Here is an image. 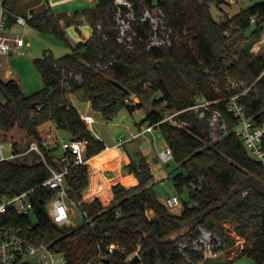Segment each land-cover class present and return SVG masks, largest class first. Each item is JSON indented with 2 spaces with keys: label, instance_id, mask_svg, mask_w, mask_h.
I'll use <instances>...</instances> for the list:
<instances>
[{
  "label": "trees",
  "instance_id": "16d2710c",
  "mask_svg": "<svg viewBox=\"0 0 264 264\" xmlns=\"http://www.w3.org/2000/svg\"><path fill=\"white\" fill-rule=\"evenodd\" d=\"M122 1L95 0L94 7L81 11L91 28L87 39L68 43L70 51L61 56L44 50L41 57L33 59L44 82L39 90L26 95L14 79L0 78V137L14 139L7 135L20 129L23 138L40 141L41 127L50 124L61 137L86 139L84 158L89 159L105 145L88 130L69 95H79L110 120L122 108L132 113L142 107L141 101L129 104L126 99L158 94L136 128L156 124L177 164L171 177L175 192L180 195L186 189L188 201L182 200L180 211L174 213L158 200L152 190L150 165L139 150L134 151L136 158L129 157L123 166L126 174L136 178V184H113L107 205L98 198L82 201L89 182L88 163L74 164L70 157L60 163L54 155L56 141L50 149H43V155L52 168H68L67 199L76 203L83 221L75 226L55 225L45 209L56 190L36 187L49 177L48 168L41 161L26 164L11 160L0 161V198L35 187L30 197L33 215H18L9 209L0 214V224L23 228L31 224L30 237L62 252L65 264H94L103 259L108 260L104 264H127L134 252L139 258L134 264H200L204 261L201 250L188 245L180 250L184 239L191 242L198 238L199 227L218 238L214 250L229 248L234 238L241 239L236 256L263 264L264 165L253 161L235 136L236 121L225 112V103L235 93L231 82L249 87L241 97L245 110L255 124L264 122V58L243 47L232 51L228 45L251 23L255 25L251 40L260 39L264 1L220 20L213 18L209 3L218 6L223 0ZM32 12L28 25L67 41L59 17L48 6L34 7ZM118 12L132 14L129 42L118 35ZM145 12L162 13L169 45H150L154 31ZM199 101L212 102L209 108L225 117L226 131L216 140L210 137L209 112L199 118L191 108ZM165 112H178L174 117L184 124L163 120ZM96 162L91 165L93 180L99 173ZM85 193L107 200V190L103 192L101 186L94 185ZM109 244L117 246L111 253L105 250Z\"/></svg>",
  "mask_w": 264,
  "mask_h": 264
},
{
  "label": "built area",
  "instance_id": "2783aa9c",
  "mask_svg": "<svg viewBox=\"0 0 264 264\" xmlns=\"http://www.w3.org/2000/svg\"><path fill=\"white\" fill-rule=\"evenodd\" d=\"M234 1L235 0H233V2ZM15 2L16 0H0V68L3 67L1 58L23 55L25 50L30 46L29 41L22 33L16 30V27L24 28L28 26V22L33 17L32 9L34 7L29 6L23 11L18 12L14 8ZM118 2L123 1L118 0ZM144 17L150 18L149 13L145 12ZM253 21L254 17L251 18L250 22ZM232 84L234 85L232 86ZM230 88L235 90V93L231 94L226 99L225 112L232 115L236 121L233 129L234 134L240 139L249 157L253 161L264 165V122L255 124L252 118L247 114L245 105L241 100V97L247 93L249 87H245L241 90L236 82H231ZM126 102L135 104L138 101H135L132 96L126 99ZM211 103L212 102L209 101H199L191 108L196 110V114L199 118L205 116V111L209 112L207 121L210 137L216 140L226 131V120L219 110L209 108ZM177 113L178 112L175 114ZM81 119L86 124L93 122V117L90 114L83 115ZM163 120H165V118ZM155 125L156 124H146L140 127L135 133H131L127 139H119L110 147L105 145L103 150L120 147L138 136L145 137L147 133L153 134L156 129ZM23 140V143H20L19 140L0 137V161L17 160L18 158L28 156L32 153L39 156L40 159L38 161L44 163L50 175L36 187H47L56 190V195L46 204V213L49 219L57 226L71 225L70 219L73 214L72 207L75 208L76 203H69L67 199L65 174L68 168L66 166H63L60 170L52 168L48 165L43 155V149H50L51 144L57 141L56 138H54L51 131L46 130L41 132L40 141L28 139L26 137H24ZM15 142L18 144L16 147L14 145ZM57 145L59 144L57 143ZM86 145V139H62L60 147L63 153L58 157V161L64 163L68 157H70L74 164L88 162L90 158H84ZM154 158L162 164H167L172 160V154L170 149L165 146V148L161 150H155ZM34 189L35 187L14 195L2 196L0 198V214L10 209L18 215L32 216L33 206L30 197ZM164 205L171 210L176 206H180L181 201L177 196L172 195L165 199ZM30 229L31 224H27L25 228L19 225L5 227L0 224V264H65L63 253L52 250L48 245L30 237L28 234ZM198 229V238L191 240L198 245V248L192 245H190V247L201 250L203 259L217 257L218 251L214 250V248L219 245L218 238L206 228L199 227ZM213 239L217 240L216 244L213 242ZM183 245L182 243L180 244V250H182ZM116 247L115 244H109L106 246L105 250L107 253H111ZM133 254L135 256L137 252Z\"/></svg>",
  "mask_w": 264,
  "mask_h": 264
},
{
  "label": "rangeland",
  "instance_id": "374dc122",
  "mask_svg": "<svg viewBox=\"0 0 264 264\" xmlns=\"http://www.w3.org/2000/svg\"><path fill=\"white\" fill-rule=\"evenodd\" d=\"M41 1V0H40ZM264 0H223L218 6L215 5V2H210V12L215 20H220L222 18L229 17L232 14H235L241 9H245L256 2H261ZM44 1L42 0L41 3L37 6L38 8L44 7ZM24 6H20V10L23 9ZM147 16V14H146ZM150 16V23L153 25L154 34L150 37V45L155 46H164L169 45L168 40V33L169 29L166 28L165 22L162 17V13L158 12L157 14H149ZM133 21L132 14L126 13L121 14L120 12L115 14V22L117 23L118 27L117 30L119 31L118 35L120 40H125L127 42L130 41L131 37L133 36V32L130 31V25ZM263 32L260 35V39L258 41L251 40L250 33L254 29L255 25L253 23L250 26L240 32V34L232 39L229 42V47L232 51H238L241 47H243L247 43H251V47L249 50L252 52L261 55L264 58V21L262 23ZM17 31L22 33L24 37L29 41L30 46L28 49L25 50L23 55H14L11 57H3L1 61L3 62V67L0 68V78L2 79H14L21 91L28 95L31 94L44 86L43 79L38 72L36 66L33 63L34 58H39L42 56L43 51L47 50L52 53L54 57L61 56L62 54L68 53L70 51V47L68 43L72 45L76 43L77 37L79 33L74 29H69L68 32L66 31L67 41L59 40L52 34L41 33L34 27L28 25L27 27H16ZM86 34V33H84ZM125 38V39H124ZM75 79L80 81L81 76L80 74H76ZM234 84H232L233 86ZM238 88V87H237ZM240 88V87H239ZM244 88H241L243 90ZM240 90V91H241ZM135 101H141L142 107L136 109L132 113L128 112L126 109H120L110 120H105L100 112L93 110L88 103V101L84 100L77 94L69 95L71 102L76 107L78 112L85 113L89 112L90 115L93 117V122L87 123L86 126L88 130L92 133V135L99 140H101L105 145H112L116 143L119 139H127L132 132L136 131V124L140 123L142 119L145 117L146 112L152 108L151 100L153 97L158 98V94H153L148 96L147 98H141L138 96H133ZM1 99V93H0ZM194 113H197L194 109ZM175 113H168L165 112V120H167L172 125L181 126L183 122L178 121L174 117ZM83 116V115H82ZM81 116V117H82ZM199 117V116H198ZM146 123L142 124L145 126ZM51 131L54 138L57 139V143L59 144L57 148L54 150V155L59 157L63 150L61 149V140L65 139L61 137L57 131L54 129L53 126L50 124L41 127L40 131ZM23 131L20 129H15L10 132L7 136L18 139L20 143H23ZM153 135L154 141L150 140L151 134L147 133L146 137L138 136L134 140L128 141L124 146H120L117 150H113L109 152L110 158L112 160L116 159L117 156L114 154L118 152L123 154L125 157L126 155H131L129 157H134V151H141L142 154L145 156L148 163H150V167L154 170L153 175V185L152 190L154 191L156 197L159 201L163 204L165 199L169 196H177L180 201H188V194L187 190L184 189L180 195H177L175 189L173 187V183L171 177L176 172L177 164L171 160L167 164H162L160 161L152 159V155H154L155 150H161L165 148L166 144L164 145V140L162 139L161 135L159 134L158 130H154ZM216 139V138H215ZM40 159L39 156L32 153L28 156H24L18 158L17 161L21 163L31 164L35 163ZM102 161L97 159L96 167L100 172V166ZM125 165V164H124ZM123 163L119 165V172L126 173L124 169ZM104 174L107 177H114L113 173L110 170V166H107L104 169ZM117 179H114V182ZM119 180V179H118ZM121 181V180H119ZM124 181V180H123ZM161 181V183H160ZM105 183L107 180H105ZM102 191L106 192L107 187L101 186ZM84 191V190H83ZM110 200L102 201L103 205H107ZM171 212L178 213L180 211V206H176L170 210ZM72 217L70 219L71 226L79 225L83 221L82 214L72 207ZM231 229V227H230ZM231 237L233 233H230ZM234 236V235H233ZM184 245H192L198 248V245L195 242H186L184 239L182 241ZM242 245L241 239L234 238V243L229 248H224L218 251L217 257L215 258H205L204 261L200 264H254V261L247 256H236L237 255V247ZM94 264H104L101 262H97ZM264 264V263H263Z\"/></svg>",
  "mask_w": 264,
  "mask_h": 264
},
{
  "label": "crops",
  "instance_id": "0c3cea01",
  "mask_svg": "<svg viewBox=\"0 0 264 264\" xmlns=\"http://www.w3.org/2000/svg\"><path fill=\"white\" fill-rule=\"evenodd\" d=\"M41 1L40 0H16V2H15L16 4H15L14 8L16 9V11L21 12L29 6L37 7L41 3ZM43 1H44L45 6H48L51 9V11L59 17V22L62 25V27L64 28L65 34H66V31L68 32L69 29H74L79 33V36L77 37L76 42L84 41L85 39H87L91 35V28L89 25V21L81 13V11L84 9H87V8L94 7L95 0H43ZM21 5L24 6L22 10H20ZM84 33H86V34H84ZM69 44H71V43H69ZM70 101H71V99H70ZM79 114L82 116V115H86V114H90V113L89 112H85V113L79 112ZM140 127H142V125ZM136 131H137V128H136ZM135 132H132V133H135ZM145 137H146V135H145ZM154 137H155V135L151 134L150 140L152 142L154 141ZM112 145H114V144H112ZM112 145H107V146L110 147ZM124 145H122V146H124ZM164 145H165V143H164ZM117 148H110L109 150H102L98 155L90 158L89 161L87 162L88 163L89 182H88V186L82 192V201H89L93 198H98L100 200V202H102V200L100 199V197L98 195H96V194H89L88 195V193L87 194L85 193V192L90 193V189H92L94 185H96L97 187L106 186L107 187V200H110L112 197L111 186L113 184L119 182L125 186H131V185H134L137 183V180L134 176L128 175L124 172H119V165L121 163H123V165L128 163L129 156H131V155H129V156L126 155L124 157L123 154L115 152L114 154L117 156V158L114 160H112V158H110L111 155L108 153L113 151V150H117ZM153 158H154V155H152V159ZM95 159L101 160L102 163L100 166V169H101L100 172L96 175V179L93 180L92 179V173H91V165H92V161ZM107 166H110V170L113 173L114 177L105 176L104 169ZM150 169H151L152 175H154L153 168L150 167ZM114 179H117V180L112 182ZM118 179L121 181H119ZM105 180H107V182H109V183H105Z\"/></svg>",
  "mask_w": 264,
  "mask_h": 264
},
{
  "label": "water",
  "instance_id": "95a60500",
  "mask_svg": "<svg viewBox=\"0 0 264 264\" xmlns=\"http://www.w3.org/2000/svg\"><path fill=\"white\" fill-rule=\"evenodd\" d=\"M250 47H251V43H247V44H245V45L243 46V49H245V50H249ZM84 190H85V189H84ZM210 223H211V220L208 219V220H207V225H210ZM138 259H139L138 256L135 255V256H133V257L127 262V264H134V263H136V262L138 261ZM101 262H103V263H108V260H107V259H103V260H101Z\"/></svg>",
  "mask_w": 264,
  "mask_h": 264
}]
</instances>
